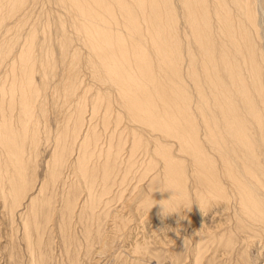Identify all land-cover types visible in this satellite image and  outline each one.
I'll list each match as a JSON object with an SVG mask.
<instances>
[{
    "label": "bare ground",
    "instance_id": "6f19581e",
    "mask_svg": "<svg viewBox=\"0 0 264 264\" xmlns=\"http://www.w3.org/2000/svg\"><path fill=\"white\" fill-rule=\"evenodd\" d=\"M0 203L34 257L55 214L92 264L120 235L128 264L152 238L195 264L264 241V0H0Z\"/></svg>",
    "mask_w": 264,
    "mask_h": 264
},
{
    "label": "rangeland",
    "instance_id": "374dc122",
    "mask_svg": "<svg viewBox=\"0 0 264 264\" xmlns=\"http://www.w3.org/2000/svg\"><path fill=\"white\" fill-rule=\"evenodd\" d=\"M49 113H51V112L49 111ZM48 154H49L48 152H41L38 155L36 162H31V164H30L29 172L31 175H34V177H35V179L33 181L36 183V188L40 186L42 179L47 175V157H48ZM70 181L71 180L69 179L68 182H70ZM66 187H67V185L65 186V188ZM58 189L60 190L61 187H59ZM33 191H34L33 194L35 195L37 193V191L36 190H33ZM124 196H127V193H125ZM126 200L127 199H125L123 203H125ZM120 201H115L113 206H116L118 203L117 206L119 208L120 204L122 203V200H120ZM133 202L134 201H131V202H129V204L131 205ZM56 205L58 206L59 203H57ZM132 206H133V204H132ZM2 208L3 207L0 203V264H31L32 258L33 259L36 258L38 260L39 254H43L45 259H44V261L38 262L41 260V259H39L36 262V264H89V263L92 264L94 262V261L91 262L92 258L85 256L83 251L80 252L81 246L78 244V242L76 245L67 244V243L65 244V242L63 241L64 240L63 236H61L58 232V228H53L54 223L57 220L56 214L53 216V218H51L50 222L48 221L49 226L47 227L46 231L43 232L44 234L41 236L42 237L41 245L38 246V243H36L35 244L36 246H34L35 247V250H34L35 257L31 256V253L29 251V247H28L27 242L24 238V227L22 225L21 220H19V216L17 215L18 218L16 216L12 218L11 215L9 213L3 211ZM212 214L213 213L210 214V211H208L206 213H201L200 214L201 217H200V215H197L195 208L193 210L189 211L186 214L187 217L185 216L186 219L184 218V220L186 222L184 224L185 226H183L184 229L182 230V234L188 235L187 233H188V230H190L191 226L194 227V226H196V224L200 223L199 221L202 220V218H203L202 216H204V215H205V217H204L205 220H208V222L210 223L209 218ZM220 215L223 216L224 218L219 217ZM226 215L227 214H224V215L218 214V215H214L216 217V219H214L215 217L212 218L214 220L211 221L212 223L210 224V226L216 228L219 225L218 226L219 230L216 229V231H215L217 233V235H219V236L223 232V228L225 227V226H223L225 224L220 225L221 220L222 221L225 220ZM136 217L138 218L137 215H136ZM16 218H17V220H16ZM219 218H221V219H219ZM189 219H190V222L188 221ZM148 221H150V220H148ZM42 222H41V224H42ZM135 222H139L140 226L143 225V221L140 222V219L139 220L136 219ZM45 223H46V221H45ZM215 223H217L218 225ZM70 224H71V227L69 229H66L67 232L70 231L69 234H71V231H72V223L70 222ZM213 224H214V226H213ZM188 225H190V226H188ZM215 225H216V227H215ZM103 226H104V224H103ZM205 226H207V224ZM220 226L221 227L223 226V227L220 228ZM152 227H154V226H151L150 229H153ZM104 228L106 230H109L105 226H104ZM73 231H75V233L78 234L77 236L79 237L80 240H81V238H83V236H82V234L84 233V226L83 225L81 227L80 224H77V222H74ZM160 231L161 230H154V231L152 230V232H154V234L156 233V236H159L161 234ZM31 232L33 233V237L34 236L36 237V232L34 230H32ZM139 234H141V233H139ZM242 234H244V233H242ZM122 236H123V238H122ZM242 237L244 240L239 238V236H237V234H236L235 235L236 241L234 242V244L227 246V248L225 247V251H224L223 247L220 248L218 246L220 251L224 253L223 256H221L220 252H217V250L214 252L213 248L216 249L215 245H211L210 246L211 250H209V251L207 249H204L203 250V253H204L203 258L204 259H202V261L199 264H207L206 259H210V264H246L245 261H247L248 257L249 258L254 257V255H256L258 250L261 251L259 254L260 257L258 259V264L264 263V250H263L264 249L263 248L264 241H262V240L260 241V239L257 238V239H254L255 243L252 245L251 242H250V244L248 243V241L246 240V236H242ZM37 239L38 238L36 237L35 241H37ZM129 239L131 240V238H129ZM129 239L126 238V235H120L117 238L116 242H114V244L111 245V248L110 247L108 248V252H107L109 255L110 254H116V256H118V258H117L118 260L116 261V259L115 258L113 259V256L110 255V256H108V258H102L103 261L100 264H119V263L121 264L122 262H124L125 264H128L126 261L122 260L121 258L128 259L129 261H131L133 263L135 261L134 260L135 257L128 255V253H127V252H129V250H128ZM192 242H193L192 240L186 239L184 242L182 241V242L175 244L176 245L175 246V245L161 244L159 242H155L152 238V239H150V243L148 245L149 246L148 253L145 255V258H144L145 260H142V262L144 264H147V262L149 264H195L192 261H193V257H195L196 248ZM179 244H181V245H179ZM177 245H179V246H177ZM71 248H72V250H71ZM207 252H209L210 254L207 255ZM74 254L76 255V260H74L75 258H73ZM117 254H119V255H117ZM72 260H74V261H72ZM203 260H204V262H203ZM172 262H174V263H172ZM124 263H122V264H124Z\"/></svg>",
    "mask_w": 264,
    "mask_h": 264
}]
</instances>
